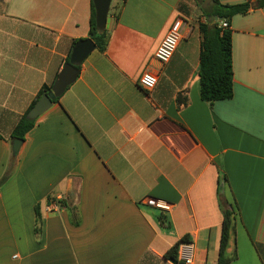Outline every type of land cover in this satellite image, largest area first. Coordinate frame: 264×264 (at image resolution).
Returning a JSON list of instances; mask_svg holds the SVG:
<instances>
[{
    "label": "crops",
    "instance_id": "0c3cea01",
    "mask_svg": "<svg viewBox=\"0 0 264 264\" xmlns=\"http://www.w3.org/2000/svg\"><path fill=\"white\" fill-rule=\"evenodd\" d=\"M0 5V180L10 175L0 187V264H176L164 256L184 237L196 264H217L222 199L237 218L230 264H263L255 244H264V7L229 23L234 96L210 105L201 99L199 27L214 21L204 13L213 0L206 9L118 0L106 51L96 46L14 153L19 119L54 84L73 43L90 39L92 0ZM178 18L182 40L162 66L155 53ZM146 72L158 75L150 92L139 86ZM56 201L60 209L47 212Z\"/></svg>",
    "mask_w": 264,
    "mask_h": 264
},
{
    "label": "trees",
    "instance_id": "16d2710c",
    "mask_svg": "<svg viewBox=\"0 0 264 264\" xmlns=\"http://www.w3.org/2000/svg\"><path fill=\"white\" fill-rule=\"evenodd\" d=\"M263 8L264 0L256 4L251 2L240 3L236 5H222L218 0H213V5L204 10L206 16L210 19L217 17L218 21L211 20L202 23L199 27L202 43L200 53L199 80L201 87V99L212 105L218 101L230 100L234 96V70H233V43L232 31L222 29L220 24L223 21L230 23L235 16L247 15L253 8ZM110 34L108 31L100 32L96 28L95 8L92 0V17L90 27V39H92L97 48L106 51ZM78 42H74L76 45ZM80 68V67H79ZM53 84L44 86L28 111L21 116L17 125L11 134V140L19 139L25 141L26 135L35 127L37 119L31 121L27 119V114L39 101V99L52 89ZM59 99V98H58ZM56 99V101L58 100ZM187 99L181 96L178 99L180 106L187 104ZM1 138V136H0ZM10 175L6 174L0 180V187L6 183ZM60 205L62 201L58 202ZM223 213V223L221 228V239L219 245V254L217 264H230L237 259L236 249V230L237 218L234 206L226 200H221ZM38 221H39V214ZM160 222L164 225L165 218L161 217ZM183 243H188V238L184 237L176 243L166 254L165 258L176 264H181L178 260L179 247ZM233 252H231V248ZM255 249L264 264V244H255Z\"/></svg>",
    "mask_w": 264,
    "mask_h": 264
},
{
    "label": "water",
    "instance_id": "95a60500",
    "mask_svg": "<svg viewBox=\"0 0 264 264\" xmlns=\"http://www.w3.org/2000/svg\"><path fill=\"white\" fill-rule=\"evenodd\" d=\"M112 1L113 0H93L96 28L100 32H104L110 27L109 13ZM197 2L203 7V9H206L212 3V0H197ZM217 20L218 18L214 17V22H217ZM95 49L96 44L91 39L79 41L74 46L69 61L59 73L52 89L39 99L27 114V119L34 121L52 108L55 100L60 98L78 79L80 74L79 67L84 63L88 56L95 51ZM22 142L23 141L19 139L13 141L14 153H17L20 150Z\"/></svg>",
    "mask_w": 264,
    "mask_h": 264
},
{
    "label": "built area",
    "instance_id": "2783aa9c",
    "mask_svg": "<svg viewBox=\"0 0 264 264\" xmlns=\"http://www.w3.org/2000/svg\"><path fill=\"white\" fill-rule=\"evenodd\" d=\"M184 25L183 18L176 19L173 24L171 25L168 33L166 34L164 40L160 44L159 48L155 53V60L161 64L162 66L167 65L175 55L180 42L182 40V28ZM229 23L223 21L221 23L222 29H229ZM158 84V75L152 74L150 72H146L142 74L139 79V86L145 90L146 92H150L156 88ZM59 201H56L47 206V212L58 211L60 209ZM147 204L151 207L163 210V211H170L171 207L161 201L149 199L147 200ZM184 245H180L179 247V255L181 264H196L195 261V246L194 244L188 242L183 243Z\"/></svg>",
    "mask_w": 264,
    "mask_h": 264
},
{
    "label": "rangeland",
    "instance_id": "374dc122",
    "mask_svg": "<svg viewBox=\"0 0 264 264\" xmlns=\"http://www.w3.org/2000/svg\"><path fill=\"white\" fill-rule=\"evenodd\" d=\"M117 1H118V0H113V1H112L111 8H113V6H115V4L117 3ZM1 5H2V4H1ZM1 5H0V6H1Z\"/></svg>",
    "mask_w": 264,
    "mask_h": 264
}]
</instances>
